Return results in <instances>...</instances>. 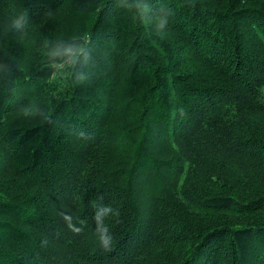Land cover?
I'll use <instances>...</instances> for the list:
<instances>
[{
  "label": "trees",
  "instance_id": "trees-1",
  "mask_svg": "<svg viewBox=\"0 0 264 264\" xmlns=\"http://www.w3.org/2000/svg\"><path fill=\"white\" fill-rule=\"evenodd\" d=\"M0 264H264V0H0Z\"/></svg>",
  "mask_w": 264,
  "mask_h": 264
},
{
  "label": "clouds",
  "instance_id": "clouds-1",
  "mask_svg": "<svg viewBox=\"0 0 264 264\" xmlns=\"http://www.w3.org/2000/svg\"><path fill=\"white\" fill-rule=\"evenodd\" d=\"M14 26H19V21H15V22H14ZM104 243H105V245H106V244H107V241H105Z\"/></svg>",
  "mask_w": 264,
  "mask_h": 264
}]
</instances>
